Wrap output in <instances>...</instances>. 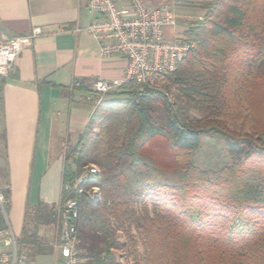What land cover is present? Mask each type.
I'll return each instance as SVG.
<instances>
[{"label":"trees","instance_id":"trees-1","mask_svg":"<svg viewBox=\"0 0 264 264\" xmlns=\"http://www.w3.org/2000/svg\"><path fill=\"white\" fill-rule=\"evenodd\" d=\"M203 1L184 32L195 48L160 89L127 83L94 100L64 153L59 204L25 210L19 256L55 253L40 228L61 232L65 186L96 167L84 187L99 199L78 197L80 264H264V0ZM5 145L3 133L10 208Z\"/></svg>","mask_w":264,"mask_h":264},{"label":"crops","instance_id":"crops-1","mask_svg":"<svg viewBox=\"0 0 264 264\" xmlns=\"http://www.w3.org/2000/svg\"><path fill=\"white\" fill-rule=\"evenodd\" d=\"M145 1L174 11L177 23L165 29L168 39L186 38L190 22L205 13L190 4L193 0ZM92 20L87 0H0V41L34 29L42 32L22 50L13 72L0 85V136H6L8 222L13 234L21 235L32 200L37 205L60 202L64 153L77 143L94 111L93 98L88 100L93 109H81L74 83L92 88L98 80L122 76L125 63L102 59L96 41L86 32ZM178 21L185 22L183 30ZM45 257L63 264L56 252L36 259Z\"/></svg>","mask_w":264,"mask_h":264},{"label":"built area","instance_id":"built-area-1","mask_svg":"<svg viewBox=\"0 0 264 264\" xmlns=\"http://www.w3.org/2000/svg\"><path fill=\"white\" fill-rule=\"evenodd\" d=\"M87 9L93 16L86 32L97 43L102 59H120L125 63L120 79L98 80L92 90L106 95L127 83L160 89L163 77L175 72L195 43L188 38L166 37L165 29L175 26L177 16L168 5L153 6L145 0H87ZM42 35L40 29L30 34L0 41V80L14 70L22 50L33 39ZM173 102V96H169ZM91 167L88 174L65 186L68 194L59 214L60 257L63 264H80L75 221L79 215L78 197L95 201L100 197L96 187L87 189V178L96 174ZM19 256L16 236L12 233L6 215V199L0 192V264H26Z\"/></svg>","mask_w":264,"mask_h":264},{"label":"rangeland","instance_id":"rangeland-1","mask_svg":"<svg viewBox=\"0 0 264 264\" xmlns=\"http://www.w3.org/2000/svg\"><path fill=\"white\" fill-rule=\"evenodd\" d=\"M190 4L195 5L196 8L199 10L200 5H203L204 1L203 0H193V2L190 3ZM184 24H185V22L178 21L179 29L183 30L184 29ZM106 95H97L93 91H91L90 93H88L86 91H78V92H76L75 97L78 99L79 104L80 105L82 104L84 106V107H81V109H85V108L93 109V105L90 103V101H88L89 98H93V100H98V99L102 100V99H104L106 97ZM73 104L76 106V103H73ZM74 108H76V107H74ZM246 108L247 107L245 105H242L241 113L243 115L246 114V110H247ZM68 112H69V109H65L63 111V115L66 117ZM0 164H1V162H0ZM1 181L2 182H0V189L3 186V184L5 183V181H3V180H1ZM34 197H35V195H34ZM34 202L35 201L32 200V202L28 205V207H30L31 209L35 208L37 206V204H36L37 202L36 203H34ZM10 214H11V207L7 208V204H6V215H7V218L9 219V221H11ZM39 234L45 240V242H49V243L55 244V246H54L55 252L60 257V249L58 248V244L60 243L61 239H60V233L58 231V228H55L53 226H51V227H41L40 231H39ZM14 235L16 236V239L19 236L15 232H14ZM119 255H120L119 252H116V256L118 257ZM24 257L26 259L25 260L26 264H53L49 257L40 258V259L30 258L28 252H26L24 254ZM129 260L131 262V258H129ZM123 263H126V260H123ZM57 264H60V261L59 262L57 261Z\"/></svg>","mask_w":264,"mask_h":264},{"label":"water","instance_id":"water-1","mask_svg":"<svg viewBox=\"0 0 264 264\" xmlns=\"http://www.w3.org/2000/svg\"><path fill=\"white\" fill-rule=\"evenodd\" d=\"M0 85H1V81H0Z\"/></svg>","mask_w":264,"mask_h":264}]
</instances>
